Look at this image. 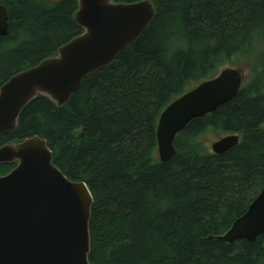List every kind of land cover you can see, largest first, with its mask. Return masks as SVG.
<instances>
[{
    "label": "trees",
    "instance_id": "trees-1",
    "mask_svg": "<svg viewBox=\"0 0 264 264\" xmlns=\"http://www.w3.org/2000/svg\"><path fill=\"white\" fill-rule=\"evenodd\" d=\"M152 1L157 14L135 43L85 78L64 107L44 96L32 101L17 131L0 134V147L38 135L64 173L87 182L93 263L264 264V235L216 238L264 186V0ZM0 3L10 22L0 36V89L82 32L78 0ZM255 54L256 72L238 95L192 120L176 137V156L161 162L166 107L234 57ZM209 130L241 140L215 154L203 146ZM16 165H0V175Z\"/></svg>",
    "mask_w": 264,
    "mask_h": 264
},
{
    "label": "water",
    "instance_id": "water-1",
    "mask_svg": "<svg viewBox=\"0 0 264 264\" xmlns=\"http://www.w3.org/2000/svg\"><path fill=\"white\" fill-rule=\"evenodd\" d=\"M156 14L152 0H78L74 19L81 34L1 87L0 134L16 132L22 111L40 96L58 108L68 104L83 80L111 65L148 29ZM9 25V12L0 3V36L8 33ZM244 81L243 70L224 67L172 101L157 128L161 162L176 156V137L192 120L234 99ZM240 140V134H227L212 143V152L224 154ZM14 163L15 168L0 175V264H97L89 257L94 198L87 182L64 173L55 164L47 140L38 135L0 147V165ZM262 235L264 186L247 211L216 238L233 243Z\"/></svg>",
    "mask_w": 264,
    "mask_h": 264
},
{
    "label": "rangeland",
    "instance_id": "rangeland-1",
    "mask_svg": "<svg viewBox=\"0 0 264 264\" xmlns=\"http://www.w3.org/2000/svg\"><path fill=\"white\" fill-rule=\"evenodd\" d=\"M255 55L246 56V55H238L233 58V62L227 64L225 67H236L243 70L245 75V81L248 82L256 72V64H255ZM190 87H194V84H191ZM227 134L219 133L214 130H209L207 133L202 135L203 146L205 147L206 151L212 152V143L220 139L221 137Z\"/></svg>",
    "mask_w": 264,
    "mask_h": 264
}]
</instances>
